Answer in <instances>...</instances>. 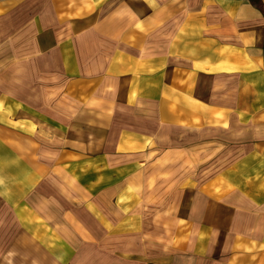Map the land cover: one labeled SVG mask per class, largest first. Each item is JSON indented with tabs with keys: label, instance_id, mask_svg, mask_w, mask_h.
Listing matches in <instances>:
<instances>
[{
	"label": "crops",
	"instance_id": "0c3cea01",
	"mask_svg": "<svg viewBox=\"0 0 264 264\" xmlns=\"http://www.w3.org/2000/svg\"><path fill=\"white\" fill-rule=\"evenodd\" d=\"M0 264H264V0H0Z\"/></svg>",
	"mask_w": 264,
	"mask_h": 264
}]
</instances>
